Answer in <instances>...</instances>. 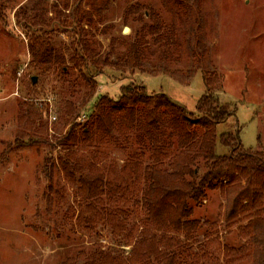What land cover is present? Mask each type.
I'll return each instance as SVG.
<instances>
[{"label": "rangeland", "instance_id": "rangeland-1", "mask_svg": "<svg viewBox=\"0 0 264 264\" xmlns=\"http://www.w3.org/2000/svg\"><path fill=\"white\" fill-rule=\"evenodd\" d=\"M0 12V264H82L81 253L98 248L130 250L103 218L90 230L77 225L85 201L60 165L85 157L120 172L136 135L126 149L81 140L94 102L117 97L122 84L144 83L196 111L210 80L235 110L218 134L237 131L246 150L264 152V0H0ZM94 61L102 71L89 98L92 82L82 70ZM74 123L79 140L64 144ZM224 206L220 190L196 206L194 218L217 225L203 226L193 247L201 249L205 231L217 232L223 243L246 246L241 260L227 263L213 246L211 257L188 264H264V220L245 236L224 222ZM145 213L132 208L130 227L141 226Z\"/></svg>", "mask_w": 264, "mask_h": 264}, {"label": "trees", "instance_id": "trees-1", "mask_svg": "<svg viewBox=\"0 0 264 264\" xmlns=\"http://www.w3.org/2000/svg\"><path fill=\"white\" fill-rule=\"evenodd\" d=\"M83 64L82 75L92 82V98L95 76L102 70L97 61ZM208 84L196 111L164 92L149 93L144 83L135 80L122 84L117 97L102 94L94 102L82 126L81 142L110 140L126 149L136 135L137 148L119 173L112 167H97L85 157L60 158V165L71 184L79 183L85 201L77 225L90 230L103 218L115 236H124L130 250L98 248L81 253L82 264H188L189 258L193 263L211 257L213 246L227 256V263L241 260L246 246L223 243L217 232L205 231L201 249L195 252L193 247L203 226L217 225L193 217L211 190H220L225 199L223 220L227 226L238 225L241 234L246 236L256 221L264 220V152L246 150L237 131L218 134V124L235 110L213 93L212 81ZM67 104L74 112L72 103ZM79 116L77 110L66 122ZM75 126L61 142L79 140ZM218 140L229 152L218 153ZM141 206L146 210L145 220L139 227H130L132 208ZM63 264L77 263L69 258Z\"/></svg>", "mask_w": 264, "mask_h": 264}, {"label": "water", "instance_id": "water-1", "mask_svg": "<svg viewBox=\"0 0 264 264\" xmlns=\"http://www.w3.org/2000/svg\"><path fill=\"white\" fill-rule=\"evenodd\" d=\"M128 30H129V27L126 26V27L124 28V31L127 32ZM33 81H35V77H33Z\"/></svg>", "mask_w": 264, "mask_h": 264}, {"label": "built area", "instance_id": "built-area-1", "mask_svg": "<svg viewBox=\"0 0 264 264\" xmlns=\"http://www.w3.org/2000/svg\"><path fill=\"white\" fill-rule=\"evenodd\" d=\"M54 118H55V116H54Z\"/></svg>", "mask_w": 264, "mask_h": 264}]
</instances>
